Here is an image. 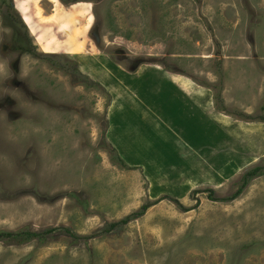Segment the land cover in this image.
I'll return each instance as SVG.
<instances>
[{
	"label": "rangeland",
	"instance_id": "1",
	"mask_svg": "<svg viewBox=\"0 0 264 264\" xmlns=\"http://www.w3.org/2000/svg\"><path fill=\"white\" fill-rule=\"evenodd\" d=\"M261 118L264 0H0V264H264Z\"/></svg>",
	"mask_w": 264,
	"mask_h": 264
},
{
	"label": "trees",
	"instance_id": "2",
	"mask_svg": "<svg viewBox=\"0 0 264 264\" xmlns=\"http://www.w3.org/2000/svg\"><path fill=\"white\" fill-rule=\"evenodd\" d=\"M29 42H30V40H29ZM26 51H29V50H26ZM261 120L264 121V118H261ZM120 162L122 165H124L123 160L120 159ZM260 176H264V164L260 165V166H256L254 168H251L249 171L245 172L240 179L241 180L240 186L237 188V190L234 193H232L230 196H227L225 198H219L218 201L231 202V201L236 200L243 193L244 189L247 187V185L250 183V181H252L253 179L260 177ZM208 193H209L208 194L209 199L217 201V199L213 197V192L211 190H208ZM150 205L151 204L142 205L140 207L139 211L125 216L123 219H121L118 222L110 223L108 225V228L104 231L106 233H109L112 230H114L115 228L120 227V226H125L129 222H131L132 220H135V219L143 216L145 214V212L148 210V208L150 207ZM179 206L182 207L180 204H179ZM52 232H54V229H48L44 233L50 234ZM21 237L22 238L25 237V239L35 238V237H39V234L36 232H14V233L13 232H0V241H1V239H5V238H7V239L9 238V239L14 240V239H19Z\"/></svg>",
	"mask_w": 264,
	"mask_h": 264
},
{
	"label": "bare ground",
	"instance_id": "3",
	"mask_svg": "<svg viewBox=\"0 0 264 264\" xmlns=\"http://www.w3.org/2000/svg\"><path fill=\"white\" fill-rule=\"evenodd\" d=\"M179 82L181 85L185 86L186 88H190V86L192 85L190 82H188L185 79H181Z\"/></svg>",
	"mask_w": 264,
	"mask_h": 264
},
{
	"label": "crops",
	"instance_id": "4",
	"mask_svg": "<svg viewBox=\"0 0 264 264\" xmlns=\"http://www.w3.org/2000/svg\"><path fill=\"white\" fill-rule=\"evenodd\" d=\"M178 85L185 90L187 93H190V88H186L185 86L181 85L180 82H178Z\"/></svg>",
	"mask_w": 264,
	"mask_h": 264
}]
</instances>
